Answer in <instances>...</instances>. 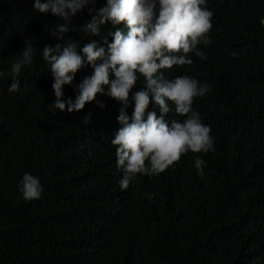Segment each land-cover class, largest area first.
Segmentation results:
<instances>
[{"label": "trees", "instance_id": "1", "mask_svg": "<svg viewBox=\"0 0 264 264\" xmlns=\"http://www.w3.org/2000/svg\"><path fill=\"white\" fill-rule=\"evenodd\" d=\"M33 2L0 0V264H264V0H206L211 43L198 45L206 58L189 53L192 64L162 70L167 79L187 75L209 86L192 109L210 126L214 151H189L159 175L137 173L125 190L111 144L123 105L98 94L79 112L50 109L54 78L42 55L69 39L105 46L123 24L108 22L99 36L82 32L89 9L106 4L96 0L60 39L65 21L38 13ZM26 40L35 55L10 93ZM92 72L85 63L61 99L74 101ZM140 90H147L142 76L129 117ZM150 100L147 111L160 116L151 93ZM169 104L165 120L186 119ZM26 172L39 178L40 199L19 191Z\"/></svg>", "mask_w": 264, "mask_h": 264}, {"label": "clouds", "instance_id": "2", "mask_svg": "<svg viewBox=\"0 0 264 264\" xmlns=\"http://www.w3.org/2000/svg\"><path fill=\"white\" fill-rule=\"evenodd\" d=\"M95 3L96 0H34L33 8L65 21L58 26V38L62 39L69 31L71 17L86 5ZM89 15L90 21L80 29L84 33L99 36L101 26L108 22L114 27L123 24V28L111 33V43L107 37L103 38L106 47L89 40L80 48L75 40L69 39L67 45L58 43L42 49L43 59L54 78L52 88L56 99L49 107L79 112L98 94H105L123 105L117 117L120 126L111 139V144L116 146L117 166L125 172L119 181L121 190L129 187L135 174L159 175L189 151H214L210 126L204 125L199 113L192 109L195 98L204 96L209 86L187 75L167 79L162 71L192 64L189 53L206 58L198 50V45L211 43L213 13L206 7V0H106L98 10L90 8ZM260 23L264 25V19ZM34 55L35 47L31 40H26L22 58L11 66L10 93L20 90L17 77L25 65L32 64ZM85 63L93 67L91 76L77 86L74 101L71 98L63 101V86L72 84ZM4 74L0 72V77ZM140 76L147 90L136 91L131 96L135 106L129 117L126 109L130 94ZM150 93L160 108V116L155 111H147ZM169 102L175 106V113L186 119L182 122L165 120V115L172 111ZM194 165L203 176L205 162L197 157ZM19 191L26 201L40 199L43 187L38 177L26 172Z\"/></svg>", "mask_w": 264, "mask_h": 264}]
</instances>
